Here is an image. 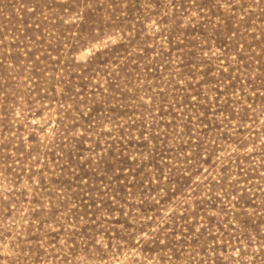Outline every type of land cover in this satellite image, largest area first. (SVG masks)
<instances>
[{
	"label": "rangeland",
	"instance_id": "1",
	"mask_svg": "<svg viewBox=\"0 0 264 264\" xmlns=\"http://www.w3.org/2000/svg\"><path fill=\"white\" fill-rule=\"evenodd\" d=\"M0 264H264V0H0Z\"/></svg>",
	"mask_w": 264,
	"mask_h": 264
}]
</instances>
